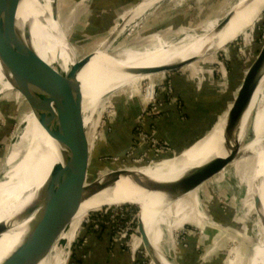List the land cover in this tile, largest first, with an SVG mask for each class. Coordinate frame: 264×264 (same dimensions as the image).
Instances as JSON below:
<instances>
[{"label": "bare ground", "instance_id": "1", "mask_svg": "<svg viewBox=\"0 0 264 264\" xmlns=\"http://www.w3.org/2000/svg\"><path fill=\"white\" fill-rule=\"evenodd\" d=\"M29 1L24 0L22 5L15 9V30L19 49L23 53L27 52V58H24L25 68L31 84L38 88L40 87V80L29 57L32 51L38 54L46 67L51 68L59 63L64 72H68L81 59L78 58L74 44L72 46L71 40L60 24L59 11V21H55L53 17L54 12L50 7L51 5L49 6L52 0L42 2L36 0L35 7H30V9L27 6ZM161 1L143 0L124 17V21H128V25H130L131 22L144 17ZM31 2L33 3V1ZM263 9L264 0H241L230 19L219 27L202 34L187 31L183 33L184 37L179 41H169L166 44L163 43V46L158 47L157 45L151 49L146 47L133 50L115 49L112 48V40L103 41L93 53L88 55L92 56L91 59L80 68L78 89L71 108V115L80 113L82 125L85 127L91 124V119L99 107L104 112L110 96L128 87L135 88L136 96L143 95L142 102L145 105L154 95V79L157 74H135L143 73L146 70L165 68L173 64L174 66H185L189 62L218 52L249 29L260 18ZM65 35L68 40L64 38ZM142 82H145L146 85L140 88ZM0 83L4 89H11V86L4 81L1 68ZM252 89L255 91L254 95L235 133V137L241 143V148L234 159L245 149L254 146L256 177L259 184V197L253 212L255 218L253 226L256 234L247 233L245 231L247 222L243 221L241 226L245 227H242L240 232H234L233 241H237L238 238L242 239L246 243V247L234 246L229 252L228 264H245L247 262L244 256L245 248L252 250L250 257L254 264H264V69L254 81ZM225 120L226 114L203 140L197 141L187 150H183L184 152L179 157H176V152L166 155L171 158L175 155L171 160L170 158L166 159V157L158 158V155L162 154L156 155V152L148 153L144 156L145 159H137V155L134 161L122 166L117 165L114 168L132 172V178L121 175L115 188H109L94 195L87 194L90 190L87 188V192L84 194V202L78 214L67 233L63 235L66 246L60 247L56 254L50 258L51 260L49 262L46 260L43 264H63L64 254L68 252L73 240L79 236L83 228L80 223L86 219L88 213L104 207L124 205L128 202L127 200L131 203L147 202L144 211H142V220L140 216L138 217L140 223L138 232L145 234L147 240L144 236L143 240L147 243L152 257L153 248L155 250L152 264H177L176 261L179 257L176 254L175 236L169 232L165 223L167 209L171 202L164 205L161 192L147 191L140 185L138 186L133 177L138 178L142 184L160 182L167 186L178 187L188 183L195 177L198 168L216 156L223 157L225 155V150L220 149L223 146ZM100 124L99 119L92 124V135L89 140L90 149L92 148V138L100 128ZM75 126L76 123L72 120L69 125L68 140L74 145H76L73 140ZM9 147L2 172L3 177L0 180V264L22 250L27 235L38 219L42 190L49 176L37 195L36 206L38 207L34 215L23 221L18 220L20 203L32 183L38 180L42 165L46 161L49 162L56 153H60L57 143L43 130L32 112L25 120L23 129L16 141ZM44 148L51 150L48 155L44 154ZM161 158L164 160H160ZM119 161L122 162L123 160ZM251 177H253L252 174L247 172L245 178L249 193L257 183L255 180H249ZM201 190L202 187L189 193L183 199L184 201L187 199L188 205L193 210L188 221L191 224L196 223L207 234L208 230L211 229L210 227L218 224L204 213L201 206ZM171 228L173 227L171 226ZM134 243L133 241L132 250ZM170 256L173 258L171 259Z\"/></svg>", "mask_w": 264, "mask_h": 264}, {"label": "rangeland", "instance_id": "2", "mask_svg": "<svg viewBox=\"0 0 264 264\" xmlns=\"http://www.w3.org/2000/svg\"><path fill=\"white\" fill-rule=\"evenodd\" d=\"M240 1L241 0H179V2L174 1V3L169 4V1L166 0L163 6V13H159V18L163 19H160L159 21H157L156 19V23L159 22L160 24L167 18L173 20V18H175L174 16H176L178 13H182L180 16H182L186 20L185 25H182V27L184 26V28L176 31L177 28L175 27L177 25L165 27L166 29L161 32V35H154L152 37V40L147 42V45L145 46H140V41L137 37V34L139 30L147 23L146 15V17H141L140 19H137L135 20V22H131V24L128 25V21H126L127 23L124 21V17H126V14H123L121 18L122 20H118L115 28L110 31V23L107 24L105 28H96L95 26L92 28L89 26L87 28L85 27V24L83 22L84 19H82L80 24H84L82 27H75L76 21L77 19H79L78 14L80 13V10L82 9L85 2H83L82 4H78V2H74V0H56V5L59 8V19L65 27L68 38L74 44L75 50L78 54V58L83 59L84 57L93 53L103 41H107L108 39L112 40V48H125L128 50H133L141 49L143 47L151 49L157 47V45L158 47L163 46L169 41H179L184 37L183 33L187 31L202 34L206 31H210V29L219 27L220 23L224 20L228 13H232V16ZM183 2H186V4L183 5V7H181L180 9H172L175 3L182 4ZM177 8L178 7H176L175 9ZM71 21L73 23H70ZM183 21L182 19L173 20L175 24H177L176 22L184 23ZM156 23H151V30H153L152 28L156 26ZM70 26H72V28L74 26L73 33L70 31ZM118 28L119 30L117 31ZM103 31H107L106 33L108 34H103L105 33ZM77 32H80V34H83V36L76 40L75 33ZM263 42L264 13L255 23L252 24L249 29L244 31V33L240 37L231 41L228 46L219 50L218 52H215L208 57L189 62L187 63V65L183 66V68L177 69L174 72L157 73L154 79V89L156 88L155 99L159 101L160 97L163 98V95H167L169 100L174 101L172 96L173 75L186 72L187 74H190L191 77L194 76V67L191 66V64L195 65L196 62L197 64H200V60H207L208 63H203V70L195 74L194 78L192 77V79L196 83H199V79H201L203 76L205 78L204 81L208 78H212L214 79L215 83L221 81L223 82L224 79H227L229 77V72H231V69L236 68V63L238 65H241L239 72L243 73L244 69L252 61L257 50L261 47ZM227 51L229 52L227 53ZM225 72L226 77L224 76ZM145 85V82H142L140 84V88L145 87ZM134 90V87H128L110 96L109 99L107 98V106L105 107L104 112H102V109H100L99 107L97 109V112L91 119V124H88L84 127L87 132V137L90 140L92 135L93 122L99 119V122L101 123L100 128H98L96 134L94 135V138H92V148L90 149L91 172L97 169H105L106 172L111 168H115L117 165H126L125 162L122 163L119 160L113 159V157L121 147V142L126 143V141L129 139L128 131L126 130L125 123L123 122L124 117H127V119L129 118L131 120V116H135L140 113L139 105L135 101V98L133 99V94H135ZM139 97L140 101L142 102L143 95L140 94ZM121 98H123L122 100H124V102L121 100ZM10 99L11 98L7 96V94L2 90L0 86V180L3 177L2 172L4 171L6 156L9 153V146H12V144L16 141L18 135L23 129L25 120L31 113V111H28V113H26V108L24 107V105H20L19 109H15L14 105L11 104ZM117 100H119V102L121 103H118L119 106L117 105ZM160 110L161 109H159L157 113L160 112ZM118 111L119 113L121 112L123 114H121V118L118 119L117 122H115ZM24 113L26 114L24 115ZM148 117L149 116H147L146 118L148 119ZM9 118L13 123H9ZM139 118L140 117H138V121L140 123ZM136 151L137 152H131V159L130 157L128 158L130 161H133L137 156V153H140V150L137 149ZM172 152L173 150H170L167 152H163L162 154H171ZM255 157L256 152L254 146L245 149L232 161L230 165L222 170V172L218 176L210 180L206 185L202 186V209L208 217L214 219L215 223L218 224L214 227H210L211 229L208 230L207 234L203 230H201L196 225V223L191 224L188 221L189 217L193 213V210L192 208H190L191 206L188 205L187 199H185L186 202L183 198L178 199L174 202L168 201L164 198L162 199L164 205H168L171 202L169 208L167 209L168 213L165 223L168 226L169 232H171L175 236L177 246L176 254L179 257L178 261H176L177 264H204L212 256L220 257V252H222L224 259L226 260L225 264H228L227 259L229 260V252L234 246L246 247V243L242 239L238 238L237 241H233V234L236 231L240 232L242 230L243 226L241 225H243V221L247 222V226L250 229L251 235L256 234L255 228L253 226V221L255 220L253 212L259 197V184L256 177L257 172L255 169ZM143 159H145V157H143ZM59 162H61V155L60 153H56L49 162L46 161L44 165H42L39 170L38 180L35 183H32L31 187L25 193L23 200L20 203L19 213L17 215L18 220L21 219L23 221L36 213L38 207L36 206V200L38 198L37 195L41 190V186L47 180L53 166ZM247 172L251 173L253 176L249 178V180H255L257 182L255 188L250 193L247 188V179L245 178ZM184 198H186V196ZM132 204H137L141 208L138 209L130 205H118L100 208L97 209L98 211L96 212L88 213L86 219L80 223L83 228L80 231L79 236H77V238L73 240L72 244L75 241L77 242H75L73 246L71 245V248H69L68 252L64 254L65 260L63 264H69V260L72 258V254L77 253V251L79 250V246L81 245V243L78 241L80 240V235L86 227V222L88 221V219L90 220L91 216L94 214L106 213L107 215H109V217H111V215L113 214L112 210H119L118 212H123V214L126 213L130 215V218H128V216H121V218H126V221L122 226V234L125 233L126 238L122 241L126 242L127 247L129 248L128 250L130 252L132 251L130 245L134 240L135 243L139 244L141 243L139 242V240L136 242L137 239L142 240L144 236L145 240H147L145 234H143L142 232L139 233L140 236L138 235L137 229L139 221L138 217L140 216L142 220V211H144L147 202L142 201L141 203ZM229 223L234 225V227ZM171 226L173 228H171ZM119 229L120 227L116 232L113 233V237L117 235V233L120 231ZM61 246L64 248L66 246V242L63 241ZM140 246L141 245H138L133 249L135 251L132 252L136 256V258L137 256H139V258L142 260L141 264H149L148 261L144 258ZM85 250L86 249H84V252H86ZM154 253L155 250L153 248V257ZM245 253L247 261L245 262V264H252L253 260L250 257V253L252 254V250L250 248L246 249ZM172 258L173 257H171V259ZM85 259L86 258L84 257V260Z\"/></svg>", "mask_w": 264, "mask_h": 264}, {"label": "water", "instance_id": "3", "mask_svg": "<svg viewBox=\"0 0 264 264\" xmlns=\"http://www.w3.org/2000/svg\"><path fill=\"white\" fill-rule=\"evenodd\" d=\"M23 1L0 0V68L4 81L11 86V90L4 89L1 83L0 86L7 96L11 98L10 102L14 105L15 109H19L20 105H24L26 113L28 111L33 113L43 130L57 143L61 162L53 166L42 190L39 216L27 235L22 250L1 264H43L46 260L49 262L50 258L62 247V242L65 241L63 235L67 233L78 214L84 202L86 189H90L87 194L94 195L97 192L100 193L109 188H115L121 175L132 178V172L123 169L111 168L107 172H105V169H97L91 172L89 139L82 125L81 114L76 113L73 116L71 115V108L78 89L80 68L92 56H86L77 61L68 72H64L59 63H56L51 68L46 67L43 65L42 59L38 54L32 51L29 57L35 71H37L40 87L37 88L31 84L29 74L25 68L24 58H27V52L23 53L19 49L15 30L14 12L15 9L22 5ZM37 1L42 2L44 0ZM35 2L36 0H30L27 3L28 8L35 7ZM49 6L54 12L53 17L55 21H59V8L56 5V0H52ZM263 13L264 9L260 15ZM231 14L228 13L220 25L228 21ZM60 24L65 29L61 21ZM64 38L68 40L66 35ZM71 44L73 46L72 42ZM181 68L183 67H174L173 64L161 69L146 70L143 73L135 75L168 73ZM263 69L264 42L241 74L234 97L231 100V105L225 111L226 120L223 126V146L222 148L220 147L221 150H225L223 157L216 156L212 158L202 167L198 168L195 177L191 181L178 187L167 186L160 182H143L144 184H142L134 176L133 180L136 184L147 191L161 192L160 194L163 195L164 199L174 202L206 185L210 180L218 176L222 170L232 163L235 155L241 148V143L235 137V133L254 95L255 91H253L252 85ZM72 120L76 123L73 134V140L76 142V145L68 140L69 125ZM124 123L129 139L115 153L113 158L118 160H125L131 152H135L136 150V135L133 136L128 124L125 121ZM205 137L197 141L203 140ZM164 142L171 149L170 144L167 141ZM49 151L51 150L44 148L45 155H48ZM176 153V157H179L182 155L183 150ZM167 158L171 160L174 157ZM127 201L124 205H130L138 209L141 208L139 205L132 204L129 200ZM139 224L138 221L137 229L139 228ZM138 235L140 236L139 232ZM140 245L144 258L151 264L153 260L152 255L143 239Z\"/></svg>", "mask_w": 264, "mask_h": 264}, {"label": "crops", "instance_id": "4", "mask_svg": "<svg viewBox=\"0 0 264 264\" xmlns=\"http://www.w3.org/2000/svg\"><path fill=\"white\" fill-rule=\"evenodd\" d=\"M76 1L78 2V4H82L83 2H85V4L83 5L82 9L80 10V13L78 14L79 19H77L75 27H82L85 24V27L87 28L89 26L91 28L94 26L96 28H105L106 25L110 23L111 31L117 25V21L122 20L121 18L123 14H126L125 16H127L143 0H74V2ZM165 1L166 0H162L160 3L157 4V6L147 12V23L144 27L139 30L137 34V37L140 41V46L147 45V42L151 41L154 35H161V32L166 29V26L162 27L165 24L168 26L177 25L175 27L177 28L176 31H179L184 28V26L182 27V25H185L186 20L182 16H180L182 13H178L176 16H174L175 18H173V20L179 19V17H181V19H184V23L179 22L180 24H175L173 20L168 18L166 20H163L160 24L159 22L156 23V19L157 21L163 19L159 18V15L163 13V6ZM167 1H169V4L174 3V1L179 2V0ZM175 4L173 5L172 9L174 8L173 10H178L183 7L186 2H183L182 4ZM175 6L178 8L175 9ZM82 19H84V24L82 23V25H80ZM70 23L73 22L71 21ZM151 23H156V26L152 28L153 30L150 29ZM70 27V31L73 33L74 26L73 28L72 26ZM106 32L103 34H108ZM81 36H83V34H80V32L75 33L76 40L79 39ZM205 62H207V60H200V64H197V62L195 63V65L191 64V66L194 67V76H192L193 78L195 77V74L203 70V63ZM183 66L184 65H179L175 67ZM240 66L241 65H238L236 63V68H232L229 77L227 79H224L223 82L221 81L218 83H215L214 79L212 78H208L202 83H196L192 79L191 75L187 74L186 72L182 74H174L172 77V96L174 101L169 100L167 95L162 94L163 98H159V103L162 105L160 106L161 110L160 112H158V115H155L153 117L149 116L148 119H145V123L143 124V126L146 131L148 133H153L156 138L161 141H167L170 144L171 149H173V152L187 150V148L192 146L193 143H196L198 139L206 136L213 129L216 123H218L220 119L226 114L225 111L230 107L231 100L234 97V89H236L241 78L242 72H239ZM133 96V99L135 98V101L139 105L140 113L135 116H131V120L129 118L127 119V117H124L123 122L125 121L128 124L131 129V134L135 136V128L137 127V125H140L138 117H140V114L142 112L141 110L143 102L140 101V95L136 97V95L133 94ZM122 99L123 98H121V100ZM119 100H117V105L118 103H120ZM122 101L124 102V100ZM119 111L115 122H117L118 119L121 118V114H123L121 112L119 113ZM137 141L138 140L135 139V149L140 150V153H137V155L139 156V154L141 155V153L143 154L145 152H148L147 146H139V143ZM126 143L121 142V147ZM136 150L135 152H137ZM150 153L153 154V152H149V154ZM166 155L169 154L158 155V157H169ZM160 160H164V158H161ZM247 227L245 228V231L251 235L250 229L249 227ZM87 239L89 241L87 245L88 249L85 250L87 257L81 262V264H140L139 256H137L136 258V256L132 252L135 250H132L130 252L128 250L129 248L127 247L126 242L124 241L116 242L108 234H103L101 238L91 234L87 236ZM138 240L140 243H142V240L140 239H137L136 242ZM138 245L140 244L134 243L133 249L136 248ZM89 246L91 247L89 248ZM130 246L132 247V243ZM245 252L244 256L246 257ZM220 253L222 254V252ZM225 263L226 260L224 258L221 260L219 257L212 256L204 264ZM69 264L74 263L70 262Z\"/></svg>", "mask_w": 264, "mask_h": 264}, {"label": "built area", "instance_id": "5", "mask_svg": "<svg viewBox=\"0 0 264 264\" xmlns=\"http://www.w3.org/2000/svg\"><path fill=\"white\" fill-rule=\"evenodd\" d=\"M228 52L229 51H227V53ZM224 76L226 77V72H225ZM204 79L205 78L203 76L201 79H199L198 82L199 83H202L204 81ZM155 89H154V95H153L152 99L148 103H146L144 105V107L142 108V112H141V115H140V125L141 126H143V124L145 123L146 116L153 117V116L157 115L158 114L157 111H159V109H160L159 107H160V105H162V104L158 103L159 101L157 99H155ZM136 138L138 140L137 142L139 143V146L146 145L147 146V150H148V152H145V153L137 156V159H139V158L142 159L149 152H153V153L156 152L157 154H160V153L167 152V151H170L171 150L164 141H161L158 138H156V136L153 133H148V132H146L144 130H139L137 132V134H136ZM130 156L131 155H129L125 160H123L122 163L123 162L128 163L130 161L128 159ZM130 159H131V157H130ZM118 211H113L112 210L113 214L111 215V217H109L110 220H112V222H115L117 218H121V216L124 215L123 212H118ZM100 215H102V214H100ZM103 215H106V213H104ZM99 220L100 219H98V218L97 219H91L90 218V220L88 219V221L86 222V225H89L91 223H94V228L96 230H98L99 229V225H98ZM119 230L120 231L113 238L114 241H116V242L122 241V240H124L126 238V234L125 233L122 234L123 228L120 227ZM84 233H85V229L82 232V234L80 235V239L82 238L81 239L82 242H80L81 245L79 246V251H82L81 254L85 253L84 252V248L88 245V242H89L88 239H87V236L84 237V235H83ZM75 242H77V241H75ZM75 242L72 244V246L75 244ZM84 257L85 258L87 257L86 254H83V259H84ZM68 258H69V256H68Z\"/></svg>", "mask_w": 264, "mask_h": 264}, {"label": "trees", "instance_id": "6", "mask_svg": "<svg viewBox=\"0 0 264 264\" xmlns=\"http://www.w3.org/2000/svg\"><path fill=\"white\" fill-rule=\"evenodd\" d=\"M179 19H181V17ZM183 20L184 19L182 18V21ZM176 23H178V22H176ZM164 26L167 27L168 25L165 24L162 27H164ZM9 123H13L10 120V118H9ZM139 130L146 131V129L144 128V126L137 125V127L135 128V132L134 133L137 134V132ZM96 211H98V210H94L93 212H96ZM123 216H126V217L128 216V218H130V215L129 214H126V213H124ZM97 218L100 219L99 222H98L99 229L98 230H96V229L94 230V223H91L89 225H86V227H85V233L83 234L84 237L93 234L96 237L101 238L103 236V234H108L111 238H114L113 237V233L116 232L119 227H122L123 224H124V222L126 221V218H117L115 222H112V220H110V218H109V215H107V214L106 215H103V214L102 215H100V214H94V215L91 216V219H97ZM229 224L234 227V225H232L231 223H229ZM81 239L78 240V241L79 242H82ZM90 247L91 246H89V248ZM84 249H88V247L86 246ZM81 253H82V251H79V250L77 251V253H75V254L73 253L72 254V258L69 260V263L71 262V263H74V264H81V262L84 260L82 258V254ZM219 258L222 260L224 258L223 254H221V256ZM139 261H140V264H141L142 263L141 262L142 260L140 258H139Z\"/></svg>", "mask_w": 264, "mask_h": 264}]
</instances>
